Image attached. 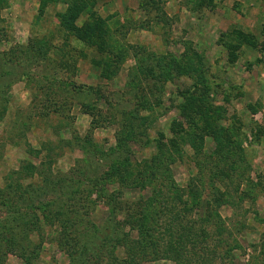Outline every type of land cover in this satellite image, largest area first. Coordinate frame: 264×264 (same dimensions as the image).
Segmentation results:
<instances>
[{"label": "rangeland", "instance_id": "374dc122", "mask_svg": "<svg viewBox=\"0 0 264 264\" xmlns=\"http://www.w3.org/2000/svg\"><path fill=\"white\" fill-rule=\"evenodd\" d=\"M31 42L35 53L27 51ZM126 120L127 145L117 149ZM191 123L221 127L226 148L217 150L205 136L204 155L215 159L220 152V177L229 168L226 154L243 156L235 173L245 178L241 191L255 187L250 198L233 194L236 207L218 209L232 218L226 264H264V0H0L1 189L23 168L29 182L43 178L36 167L49 166L71 184L58 188L56 176L51 189L35 187L39 204L51 203L49 211L63 216L90 212L103 227L113 217L105 193L118 202L152 195L154 182L142 189L137 172L158 156L159 145L176 160L161 180L172 174L186 187L197 178L189 144L201 143L181 137ZM111 149L114 156L106 158ZM128 158L121 176L112 177L111 161ZM208 167L205 181L216 168ZM5 215L0 208V219ZM41 220L42 229L24 242L27 250L19 245L10 253L0 238V264H70L58 243L57 217L53 224ZM18 236L22 244L20 230ZM115 255L125 257L123 249ZM137 264L174 263L149 257Z\"/></svg>", "mask_w": 264, "mask_h": 264}, {"label": "trees", "instance_id": "16d2710c", "mask_svg": "<svg viewBox=\"0 0 264 264\" xmlns=\"http://www.w3.org/2000/svg\"><path fill=\"white\" fill-rule=\"evenodd\" d=\"M40 1L43 4L44 0ZM75 9L76 6H73V10ZM36 46L38 47L37 44L31 42L27 51L35 53ZM196 94L198 96V92ZM192 97H194V93H191L189 98ZM193 125L191 123L190 132L185 130L181 137L188 141V144L191 143V138L195 140L198 138L201 143L200 146L189 144L195 153L194 161L198 159L197 178L193 176L186 187H180L172 174L170 177L167 176L165 181L161 180V171L172 172L170 166L176 160L166 159L165 155L169 153V150L159 145L157 147L158 156H155L153 161L144 163L143 172L141 170L137 172L139 175L137 179L141 180L144 176L141 180L142 184H140L142 189L146 188L147 181L154 182L152 195L145 200L118 202L116 195L105 193L104 197H107V200L112 203L113 217L111 219L109 217L105 225L100 228L91 222L90 212L88 214L86 211L81 213V209H75L74 213L63 216V213L58 211L59 209L54 214L49 211L48 207L51 203H48L47 206L39 204V197L36 193L39 189L35 190V187L51 189L57 176V187L63 188L65 184H71V179L69 180L67 176L54 174L49 166L40 165L36 167V170L39 171L38 176L42 177L43 174V178H36V180L28 182L24 176L23 168L18 172L19 174L17 173L19 177L13 176L6 189L0 188V200L3 201H0L2 206L0 208L4 207L6 210L5 217L0 219V228L4 229L0 238H7L10 243L7 251L10 253L17 251L19 245L27 250L24 242L29 243L33 234L42 229V216L44 221L51 224L56 222L53 219L57 217V224L61 229L58 243L68 254L70 264H137L149 257L154 260L172 261L174 264L228 263V255L232 249L228 244L231 233L228 224L232 218L223 219L218 209L222 205L236 207L233 194L236 193L235 195L239 196V199L242 196L250 198L251 191L255 187H250L247 193L241 191L245 178L243 180L242 176L235 173L240 168L243 169L245 161L243 156L240 155L236 160L233 155L226 154L223 160L229 162V168H227V172L224 170L220 172L221 178L218 174L220 167L216 166L219 165V163L216 164L218 162L216 158L220 157V152L215 153L217 154L215 159H212L211 155H204L203 140L205 136H211L216 141L217 150L226 148L227 144H223L218 138L220 137L218 131L221 132V127L205 126L202 129ZM121 127L122 132L117 135V149L126 144L124 135L130 133L128 130V127L130 128L129 120L123 121ZM206 130L208 134L205 132ZM235 134L232 133V135ZM232 144L233 141H230V145ZM240 150L238 153H242V149ZM115 152L116 150L111 149L109 155H105L106 158L114 156ZM130 162L129 158L123 162L111 161L109 167L112 177L121 176V169ZM209 164H212L211 168H216L209 173V180L205 181L203 178L206 170H210ZM151 167L153 172L146 176L148 170L152 169ZM107 176L110 174L107 173ZM82 182L86 184V180H82ZM165 183L169 185V188L165 186ZM217 183H222L223 186L221 185L220 188L216 185ZM235 183H237V187L232 190L231 186ZM251 185L256 184L252 183ZM94 187L93 192L91 191L93 194L99 188L98 186ZM75 193H78V189ZM221 197L228 198V200L223 202ZM120 213L124 215L122 221L119 220ZM121 224L123 226L120 232ZM128 228L129 230H126ZM214 228L216 229L214 230ZM19 230L23 235L22 244L18 236ZM132 233H137V238H132ZM119 249H123L124 258L116 257L115 252ZM21 257L26 260L25 253Z\"/></svg>", "mask_w": 264, "mask_h": 264}]
</instances>
